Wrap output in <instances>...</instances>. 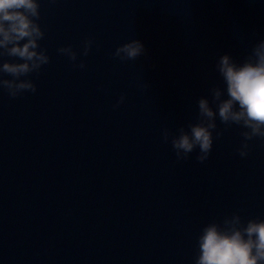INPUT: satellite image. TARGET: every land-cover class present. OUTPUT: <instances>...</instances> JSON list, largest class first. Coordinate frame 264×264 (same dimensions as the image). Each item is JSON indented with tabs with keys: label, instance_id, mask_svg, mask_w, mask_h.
I'll return each instance as SVG.
<instances>
[{
	"label": "water",
	"instance_id": "95a60500",
	"mask_svg": "<svg viewBox=\"0 0 264 264\" xmlns=\"http://www.w3.org/2000/svg\"><path fill=\"white\" fill-rule=\"evenodd\" d=\"M39 2L49 63L34 93L0 90V264H194L208 222L264 219V140L241 157L240 127L217 120L201 163L161 137L223 87L220 55L240 63L264 39V0ZM129 39L144 54L114 57Z\"/></svg>",
	"mask_w": 264,
	"mask_h": 264
},
{
	"label": "clouds",
	"instance_id": "9594fccd",
	"mask_svg": "<svg viewBox=\"0 0 264 264\" xmlns=\"http://www.w3.org/2000/svg\"><path fill=\"white\" fill-rule=\"evenodd\" d=\"M39 0H0V90L11 98L25 92H35L30 74L39 73L49 63V56L39 41L44 31L38 23ZM93 41H83L82 55L86 56ZM138 39L118 45L112 55L121 61L136 60L144 54ZM74 66L83 69L71 45L57 49ZM11 59H7V58ZM216 70L223 87L213 84L208 96L197 100L195 122L189 121L173 131L165 126L161 137L171 144L177 161L187 159L198 149L196 159L203 163L213 147V132L221 135L217 120L225 127H240L242 137L236 149L241 157L248 155L249 141L264 140V39L257 41L244 60L237 63L228 54L219 56ZM144 87H148L147 84ZM122 94L114 108L124 102ZM194 264H264V219H242L238 213L225 216L221 222L205 224L197 237Z\"/></svg>",
	"mask_w": 264,
	"mask_h": 264
}]
</instances>
